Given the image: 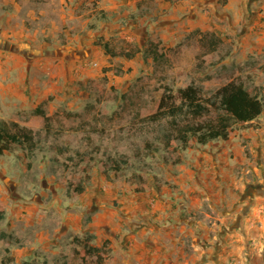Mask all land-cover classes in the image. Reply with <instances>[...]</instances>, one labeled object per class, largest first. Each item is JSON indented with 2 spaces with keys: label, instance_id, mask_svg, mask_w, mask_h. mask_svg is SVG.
Masks as SVG:
<instances>
[{
  "label": "rangeland",
  "instance_id": "rangeland-1",
  "mask_svg": "<svg viewBox=\"0 0 264 264\" xmlns=\"http://www.w3.org/2000/svg\"><path fill=\"white\" fill-rule=\"evenodd\" d=\"M118 1L0 3V122L38 139L33 155L0 154V232L23 242L0 239V264H97L77 253L86 232L109 240L114 264H264V109L228 139L187 148L165 146L168 118L151 117L164 86L207 97L235 80L264 102V0ZM149 33L168 58L145 53ZM202 33L220 38L217 50ZM46 99L49 134L32 113ZM110 159L119 170L103 168Z\"/></svg>",
  "mask_w": 264,
  "mask_h": 264
},
{
  "label": "trees",
  "instance_id": "trees-1",
  "mask_svg": "<svg viewBox=\"0 0 264 264\" xmlns=\"http://www.w3.org/2000/svg\"><path fill=\"white\" fill-rule=\"evenodd\" d=\"M95 15V12H90ZM105 11L102 10L100 16L104 17ZM202 45L209 51L217 50L220 38L214 34L202 33ZM104 48V51L115 56L131 58L130 50L115 51L107 40H97ZM102 41V42H101ZM144 51L152 57L154 62H159L161 58H168V48L164 46L160 39L150 35L146 42ZM212 61L210 62V64ZM114 65L119 66L117 61ZM47 99L41 101L33 108L32 113L41 115L43 118V128L46 134L52 130L51 116L47 110ZM264 102L258 93L252 92L242 82L230 80L218 87L210 96L203 97L197 85L190 83L179 86L172 90L169 86H164L157 103V109L151 114L154 119L167 117L169 129L164 134V145L176 147L178 143L183 148L191 145L194 139L197 144L205 145L216 139L226 140L230 136L233 123H249L256 119L263 112ZM214 112V115L210 114ZM66 115L71 116L70 112ZM36 131L32 128L20 124L15 120H2L0 122V154L10 149L13 145H19L26 150L27 155H33L38 148ZM72 159V156H67ZM84 160V159H83ZM103 168L119 170V164L114 159L102 161ZM73 185L75 194L83 191L81 184L74 185L69 181V187ZM4 215V204L0 202V217ZM93 235L86 232L83 237L75 236L73 241L80 245L77 253L84 260L89 254L96 255L97 264H114L107 261L103 253L109 252V240L105 239L101 246L90 244ZM0 239H14L19 245L23 242L7 231L0 232ZM3 250L9 251L8 246ZM12 256H3L2 263H7Z\"/></svg>",
  "mask_w": 264,
  "mask_h": 264
},
{
  "label": "crops",
  "instance_id": "crops-1",
  "mask_svg": "<svg viewBox=\"0 0 264 264\" xmlns=\"http://www.w3.org/2000/svg\"><path fill=\"white\" fill-rule=\"evenodd\" d=\"M14 2V0H0V3H1V5H7V4H12ZM125 2H127V0H120V1H118V4H116L117 2H113L112 4H111V6H113L114 5V7L116 6V9L119 7V6H121L122 4H124ZM127 3H129V2H127ZM135 4H136V2H135ZM101 9V8H100ZM96 14V13H95ZM99 14H101V12L99 13ZM150 35H152V34H150L149 33V35H148V37L150 36ZM147 37V38H148ZM147 40V39H146ZM163 43V42H162ZM163 44H165V43H163ZM39 104V103H38ZM37 104V105H38ZM36 105V106H37ZM35 106V107H36ZM5 202V201H4ZM4 205H5V203H4ZM21 205V206H20ZM17 204V206H16V210H19V208H21V209H23L22 207V204ZM6 209H7V206H6ZM175 212H177L176 211V208H175V211H170V213H172V215H175V214H173V213H175ZM174 223V226H173V228H176V227H178L179 226V222H177V221H174L173 222ZM14 240V239H13ZM15 241V240H14ZM29 242H31V241H27V242H24L25 243V245L27 244V243H29ZM91 242V241H90ZM104 242V241H103ZM103 242L100 244V245H96V246H101L102 244H103ZM17 243V242H16ZM91 244V243H90ZM5 246H7V245H5ZM1 259H2V257H1Z\"/></svg>",
  "mask_w": 264,
  "mask_h": 264
}]
</instances>
